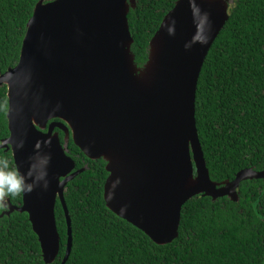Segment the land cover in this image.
<instances>
[{
  "label": "water",
  "instance_id": "95a60500",
  "mask_svg": "<svg viewBox=\"0 0 264 264\" xmlns=\"http://www.w3.org/2000/svg\"><path fill=\"white\" fill-rule=\"evenodd\" d=\"M235 0H178L149 43L139 67L128 16L138 0H40L27 24L20 60L0 76L6 86L11 151L17 172L33 186L22 203L6 199L0 219L27 214L45 264L61 250L56 219L63 206L67 264L73 250L65 191L77 170L74 144L103 160L108 209L158 246L179 238L183 207L197 196L240 202L245 169L233 181H212L196 122V98L207 56ZM56 129L66 134L64 143ZM29 172L31 175L29 176Z\"/></svg>",
  "mask_w": 264,
  "mask_h": 264
},
{
  "label": "trees",
  "instance_id": "16d2710c",
  "mask_svg": "<svg viewBox=\"0 0 264 264\" xmlns=\"http://www.w3.org/2000/svg\"><path fill=\"white\" fill-rule=\"evenodd\" d=\"M51 0H46L49 2ZM178 0H138L128 20L139 67L149 43ZM40 0H0V76L20 60L27 24ZM6 86L0 87V144L10 136ZM196 122L212 181H233L245 169L264 171V0H235L230 18L204 63L197 88ZM64 142L66 134L56 129ZM76 169L65 200L72 222L73 250L67 264H264V180L245 181L240 202L204 196L183 207L179 238L158 246L111 212L104 200L106 163L92 161L74 144ZM9 171L11 152L0 150ZM22 194L6 198L19 206ZM5 211L0 207V214ZM56 219L61 264L68 228L60 201ZM0 264H45L27 214L0 219Z\"/></svg>",
  "mask_w": 264,
  "mask_h": 264
},
{
  "label": "clouds",
  "instance_id": "9594fccd",
  "mask_svg": "<svg viewBox=\"0 0 264 264\" xmlns=\"http://www.w3.org/2000/svg\"><path fill=\"white\" fill-rule=\"evenodd\" d=\"M7 169V161H0V207L6 206V198L33 191V186L26 182L23 175Z\"/></svg>",
  "mask_w": 264,
  "mask_h": 264
},
{
  "label": "flooded vegetation",
  "instance_id": "af4514ba",
  "mask_svg": "<svg viewBox=\"0 0 264 264\" xmlns=\"http://www.w3.org/2000/svg\"><path fill=\"white\" fill-rule=\"evenodd\" d=\"M55 132H56V130H55ZM64 141H65V139H64ZM64 143V142H63ZM9 152H11V151H9ZM12 153V152H11ZM82 169V168H81ZM77 170H79V169H77Z\"/></svg>",
  "mask_w": 264,
  "mask_h": 264
}]
</instances>
